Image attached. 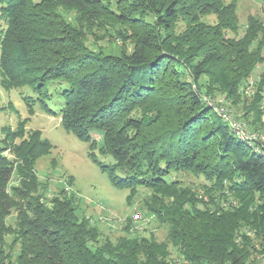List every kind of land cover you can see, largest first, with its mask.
<instances>
[{
	"label": "trees",
	"instance_id": "16d2710c",
	"mask_svg": "<svg viewBox=\"0 0 264 264\" xmlns=\"http://www.w3.org/2000/svg\"><path fill=\"white\" fill-rule=\"evenodd\" d=\"M238 20L227 0H0L2 85L30 88L57 115L47 85L67 83L65 131L87 143L100 137L115 161L100 169L118 188L154 189L142 218L168 230L164 241L131 226L103 238L79 216L75 196L46 202L37 194L35 161L49 141L17 145L23 133L8 129L0 140V264H256L264 256V140L250 146L212 114L242 99L248 130L264 139V20L250 15L243 28ZM99 29L133 48L91 51L87 32ZM24 101L34 111L35 100ZM172 173L204 183L185 186Z\"/></svg>",
	"mask_w": 264,
	"mask_h": 264
},
{
	"label": "rangeland",
	"instance_id": "374dc122",
	"mask_svg": "<svg viewBox=\"0 0 264 264\" xmlns=\"http://www.w3.org/2000/svg\"><path fill=\"white\" fill-rule=\"evenodd\" d=\"M232 1L236 3L238 22L242 28L250 15L264 20L263 0H227V2ZM63 12H66V16L71 19L77 16L76 11ZM209 21L213 23L214 20L210 18ZM116 27L125 30L121 25ZM87 33V45L95 53L119 54L121 49L129 51L133 48L128 43L124 44L111 29L91 30ZM262 68L263 66H259L254 71L250 79L251 84L259 79ZM187 80L190 82V77H187ZM1 81L0 76V140L4 139L5 130L10 129L17 131V134L23 133L16 139L17 145L25 138L32 137V139H46L52 146L47 152L39 151L37 154L39 156L36 157L34 171L39 181L37 194L45 196L46 202L59 194L75 196L78 199L79 216L89 218L91 223L99 228L103 238L109 237L114 241L124 234L122 230L131 226L132 230L136 227L137 231L144 236L153 233L158 241L166 239L167 227L160 225L154 216L146 217V222L135 221L132 218L139 213L147 214L144 204L148 197L156 194L155 190L145 186L130 188V190L114 186L108 173L100 169V164L107 166L115 164L108 150L103 149V140L95 135L94 138L99 140L95 143H87L65 131L60 119V110L64 104L62 91L68 86L67 83L51 81L47 85L49 98H46L45 102L50 110L57 113L52 115L40 107L41 102L37 100L33 90L30 88L6 89ZM203 91L206 93L205 89ZM248 92L251 93V90ZM24 97L35 100L34 111L29 110ZM223 98L220 96L214 100L221 103L225 100ZM242 101L241 99L238 108L231 109L229 103L226 107H229L234 118L248 129L247 120L242 119L245 114ZM222 103L224 104V101ZM212 114L218 115L215 111ZM6 154L10 159L15 158L10 152ZM169 178L178 180L185 186L204 183L202 178L193 177V174L189 173H172ZM16 222V211H12L7 224L13 227Z\"/></svg>",
	"mask_w": 264,
	"mask_h": 264
},
{
	"label": "built area",
	"instance_id": "2783aa9c",
	"mask_svg": "<svg viewBox=\"0 0 264 264\" xmlns=\"http://www.w3.org/2000/svg\"><path fill=\"white\" fill-rule=\"evenodd\" d=\"M211 104V103H209ZM215 111L222 117V119L228 123L231 127L232 132L236 135V137L241 140L248 142L251 145L255 144L257 141H263L264 139L259 136L256 132L249 131L246 127L242 126L237 119H235L230 113L226 112L227 110L222 107H214ZM142 214L134 216L133 219L135 221L146 222L147 219L142 218ZM256 264H264V256L260 257Z\"/></svg>",
	"mask_w": 264,
	"mask_h": 264
}]
</instances>
